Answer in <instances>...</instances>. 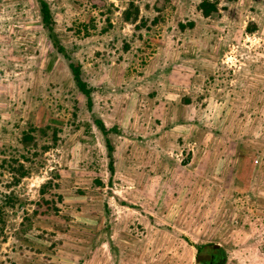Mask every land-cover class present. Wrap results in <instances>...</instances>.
Here are the masks:
<instances>
[{"label":"rangeland","instance_id":"1","mask_svg":"<svg viewBox=\"0 0 264 264\" xmlns=\"http://www.w3.org/2000/svg\"><path fill=\"white\" fill-rule=\"evenodd\" d=\"M45 1L69 58L0 0V264H264V0Z\"/></svg>","mask_w":264,"mask_h":264},{"label":"trees","instance_id":"2","mask_svg":"<svg viewBox=\"0 0 264 264\" xmlns=\"http://www.w3.org/2000/svg\"><path fill=\"white\" fill-rule=\"evenodd\" d=\"M41 4H42V13H43V17H44V20L46 23V27H48V29H50V32H48V34L50 36H52L55 44H57V46H58L57 51L63 53L65 57L69 58L65 47L63 45H60V47H59L58 42H60V40L58 39V34H56L54 32L53 27H51V26L49 27V22L51 20L52 15H51V11H50L48 3L45 0H41ZM132 6H133V4H132ZM201 7L205 11L204 12L205 14L210 13V12L212 13V11H214V8H215L213 5H211V6L210 5H204L203 3L201 4ZM134 14H135V17L132 18V15H134ZM138 15H139V11L137 8L134 10H128L125 12L126 19L129 21L132 20L133 22L136 21V19L138 18ZM85 26L88 27L87 25H85ZM70 66L74 72V77L76 79L77 88L82 92L83 95L87 96L88 103H90V105H92L93 104V98L91 95L92 89L89 87L88 83L85 80H83L82 77L80 76L79 67L75 66L73 64H70ZM96 123H98V127H100V129H102L104 132H106L105 126L103 125V123L100 119L96 120ZM26 138L31 139V138H33V136H31L30 134H27ZM108 146L110 149H112V145H111L110 141H108ZM199 249H202V247H200Z\"/></svg>","mask_w":264,"mask_h":264}]
</instances>
